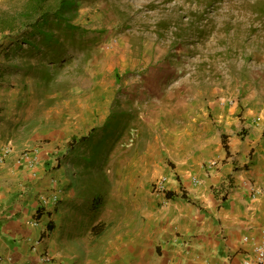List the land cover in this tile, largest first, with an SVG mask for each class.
<instances>
[{
	"label": "rangeland",
	"instance_id": "obj_1",
	"mask_svg": "<svg viewBox=\"0 0 264 264\" xmlns=\"http://www.w3.org/2000/svg\"><path fill=\"white\" fill-rule=\"evenodd\" d=\"M25 3L0 0V15ZM78 5L81 31L61 62L0 34V86L12 119L3 142L49 150L73 179L82 211L71 240L85 264L124 236L157 180L221 162L229 138L264 131V0Z\"/></svg>",
	"mask_w": 264,
	"mask_h": 264
},
{
	"label": "crops",
	"instance_id": "obj_2",
	"mask_svg": "<svg viewBox=\"0 0 264 264\" xmlns=\"http://www.w3.org/2000/svg\"><path fill=\"white\" fill-rule=\"evenodd\" d=\"M7 94L0 86V108L7 103V109L0 111L2 264H82L78 261L82 253L73 249L71 240L81 232L75 222L82 211L73 179H67L61 159L49 150L23 155L3 142L12 122ZM260 130L251 128L242 140L229 138L217 167L207 166L209 161L194 172L174 169L166 176L174 198L164 203L152 194L150 201L134 208L124 236L120 230L114 232L108 248L103 241L98 250V261L88 258L85 264L253 261L255 247L264 248V131L259 135ZM194 177L199 185L193 183Z\"/></svg>",
	"mask_w": 264,
	"mask_h": 264
},
{
	"label": "trees",
	"instance_id": "obj_3",
	"mask_svg": "<svg viewBox=\"0 0 264 264\" xmlns=\"http://www.w3.org/2000/svg\"><path fill=\"white\" fill-rule=\"evenodd\" d=\"M79 2L80 0H26L19 14L8 17L0 15V34L7 33L10 44L18 50H23L22 47L26 46L32 54L37 53L47 60L61 62L67 52L65 45L75 42L76 33L81 31L74 23ZM8 55L9 53L6 54ZM1 78L0 71V80ZM173 198V193L168 194V199Z\"/></svg>",
	"mask_w": 264,
	"mask_h": 264
},
{
	"label": "built area",
	"instance_id": "obj_4",
	"mask_svg": "<svg viewBox=\"0 0 264 264\" xmlns=\"http://www.w3.org/2000/svg\"><path fill=\"white\" fill-rule=\"evenodd\" d=\"M10 152L11 151L8 150L6 152V154H9ZM218 164H219V162L213 161V162H210L207 166L214 168V167H217ZM193 183L195 185H199L200 180L194 177ZM152 193L154 194V196H156L157 198H159L161 201H163L165 203L166 200H168V194L171 193V191L169 190V179L167 177H164L162 179L157 180L153 185ZM52 201L54 203H56L58 201V197L54 196ZM36 224L37 223H35L34 225H36ZM33 250L34 251L37 250V245L34 246ZM44 260L49 262L50 257L48 255H46L44 257ZM0 264H2L1 258H0ZM245 264H264V248L263 247H255L253 261H247V262H245Z\"/></svg>",
	"mask_w": 264,
	"mask_h": 264
}]
</instances>
